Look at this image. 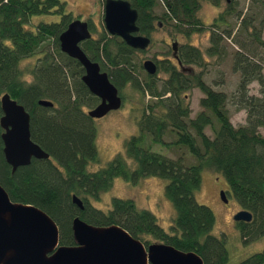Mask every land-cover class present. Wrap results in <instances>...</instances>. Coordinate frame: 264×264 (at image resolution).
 I'll list each match as a JSON object with an SVG mask.
<instances>
[{
    "label": "trees",
    "instance_id": "16d2710c",
    "mask_svg": "<svg viewBox=\"0 0 264 264\" xmlns=\"http://www.w3.org/2000/svg\"><path fill=\"white\" fill-rule=\"evenodd\" d=\"M208 1L219 6L222 0ZM130 3L137 9L141 32H148L150 21L158 17L185 38L205 28L197 15L196 0ZM161 3L164 10L158 15L155 10ZM65 5L61 0H0V96L7 92L24 106L30 115L31 139L49 155L47 159L34 158L12 173L0 138V184L13 201L33 204L55 220L60 245L74 244L71 221L78 215L97 226L119 225L145 244L157 241L193 251L204 264H228L227 237L213 233L214 212L197 202L195 193L204 169L221 174L236 204L252 214L250 222L235 221L241 240L250 242L264 236V136L259 132L264 128V65L256 59L258 48L264 47L263 23L259 21L264 0H254L245 14L233 1L209 28L210 55L222 58L227 53L226 39L239 48L232 53L239 83L229 97L207 85L201 74L182 73L169 60L158 61L157 72L163 71L165 78L146 75L136 50L118 37H109L103 29L98 39L83 41V51L100 64L111 81L120 90L129 84L144 103L137 133L126 139L119 154L93 171L88 167L98 163L99 157L94 119L87 110L99 99L82 82L80 63L60 50L58 37L74 18ZM38 15L58 19L34 23L32 18ZM36 55L29 69L21 68L23 60ZM179 57L186 65L202 62L201 50L189 43L181 45ZM253 81L259 84V96L249 94ZM195 87L203 93L199 100L202 110L190 117L185 93ZM145 96L149 97L146 102ZM40 99L50 100L53 107L39 105ZM229 101L246 110L244 125H232ZM207 126L213 130L212 138L205 133ZM168 133L175 140L165 141ZM157 144L167 149L185 147L195 162H186L184 155L172 158L152 150ZM148 176L166 180L164 194L174 208L168 231L132 198L112 197L106 209L91 203L99 200L117 177L135 183ZM73 195L82 200L83 209L73 204ZM263 263L264 249L237 264Z\"/></svg>",
    "mask_w": 264,
    "mask_h": 264
},
{
    "label": "water",
    "instance_id": "95a60500",
    "mask_svg": "<svg viewBox=\"0 0 264 264\" xmlns=\"http://www.w3.org/2000/svg\"><path fill=\"white\" fill-rule=\"evenodd\" d=\"M138 12L128 0H104L103 25L105 30L120 37L133 49L144 50L148 37L136 35ZM91 38L87 22L75 19L68 23L59 37L60 50L77 60L84 69L81 78L99 103L87 111L98 119L119 109L122 99L106 72L81 49L80 43ZM175 57L176 53L174 52ZM149 74L156 73L151 60L142 64ZM38 104L53 107L47 99ZM0 138L4 160L14 173L18 167L29 165L32 159H47L46 153L30 135V115L24 106L5 92L0 96ZM221 199L227 203L223 190ZM72 202L83 209L76 195ZM252 214L241 209L233 215L236 222H250ZM74 244H59V227L55 220L39 207L13 201L0 184V264H204L193 251L178 250L172 245L153 241L145 244L131 236L119 225L97 226L85 222L78 215L72 218Z\"/></svg>",
    "mask_w": 264,
    "mask_h": 264
},
{
    "label": "rangeland",
    "instance_id": "374dc122",
    "mask_svg": "<svg viewBox=\"0 0 264 264\" xmlns=\"http://www.w3.org/2000/svg\"><path fill=\"white\" fill-rule=\"evenodd\" d=\"M61 1L65 2L66 11L71 12L75 19L84 20L85 16L90 18L91 27L95 31L94 32L92 30L94 35H96V31H99L102 28L104 0ZM239 2L240 8L244 9V14L247 13L250 1L240 0ZM163 10L164 9L161 3L155 12L160 15ZM217 11L218 9H216V7H213L210 5V3H207L203 0L200 4V19L203 24H207V22L212 18L213 14L215 15ZM253 11L254 9L252 8V12ZM262 17V38L264 39V12L259 17V21L262 20ZM57 19L58 16L38 15L32 18V21L34 23H36L38 20L50 22L56 21ZM169 32V27H167V29L160 27L155 30L153 35L155 41L152 43L148 51L146 53H137L136 55L139 65H141L145 56H155L162 59L164 56L169 54L167 48L164 47V45L162 46L163 38L170 36ZM177 36L182 44H193L202 52H204L203 58L206 61V64L204 67H195L194 71L196 73L203 71V74H201L202 72H200V74L205 83L216 91H222L226 93V95L229 97L236 90L239 83V72L234 71V61L232 59V53L237 49V47L234 44L230 45V43H228L227 53L222 58H220V56H207L205 52H207V49L210 46L208 41L209 31L193 32L188 38L180 36V34ZM258 54L259 57L256 59L262 62V65H264V47L258 48ZM36 57H38V55L23 60L20 65L21 68L29 69L30 66L35 63ZM26 75V78L31 79L27 73ZM159 75L161 79L166 76L162 73ZM141 78H144L143 75H141ZM248 89L249 94H253L255 96L260 95L259 84L257 81L251 82ZM120 92L123 96L122 106L115 111L109 112L107 115L101 118L94 119L99 162L88 167V169L91 171L103 166L115 155L119 154L123 150L126 139H128L131 135L136 134L138 131L136 122L142 114V109L144 107V103L141 100V95L137 90L129 85L123 87ZM188 94L189 99L187 100V103L189 102V109L191 110L190 117H194L199 111L202 110L199 105V100L203 96V93L198 88H194L188 91ZM148 100L149 97L145 96V102ZM227 108L230 121L234 127H239L245 124L246 110L237 109L236 105L232 101L227 103ZM214 124L217 126L215 119ZM259 132L264 136V128H259ZM205 133L211 138L214 136L213 130L210 126L205 127ZM172 140H175V136L168 133L165 136V141ZM185 149V147H172L167 149L161 144L152 146V150L161 152L162 154L169 157L176 158L184 155L186 162H195V159ZM201 178V185L195 193V199L197 202L205 204L213 210L215 215L213 233L216 235L224 233L226 235V245L229 254L228 264H237L242 259L264 249V236L250 242H243L241 240L239 231L235 225V221L233 220V214L238 210H241V208L236 204L231 194L228 193L227 190L229 188L223 176L211 170L204 169L201 173ZM165 183L166 180L158 176L143 177L135 183L126 181L121 177H117L114 179L109 190L103 192L99 200H92L91 203L96 207L106 209L109 207L112 197L132 198L138 207L150 210L156 216L159 224L166 231H168L174 216V208L164 194ZM221 190H224L226 193L225 196L227 198V203L221 199Z\"/></svg>",
    "mask_w": 264,
    "mask_h": 264
},
{
    "label": "flooded vegetation",
    "instance_id": "af4514ba",
    "mask_svg": "<svg viewBox=\"0 0 264 264\" xmlns=\"http://www.w3.org/2000/svg\"><path fill=\"white\" fill-rule=\"evenodd\" d=\"M129 2H130V0H128ZM197 1V4H198V9H197V15L199 16V18H200V4L202 3V1L203 0H196ZM204 1H206L207 3H210L208 0H204ZM233 1H235L236 2V8L238 9V10H240L241 9V11H242V13L244 14V9L243 8H240V0H222L221 1V3H220V5L219 6H215V5H213L212 3H210V5H212L213 7H216V9H218V11H217V13H215V15L213 14V16H212V18L207 22V24H204V29L202 30V31H200V32H203V31H209V28L212 26V24L214 23V21H215V19L218 17V14L219 13H225L226 12V10H227V6L228 5H230V4H232V2ZM250 1V5H249V7H248V10L251 8V5H253L254 4V0H249ZM249 3V2H248ZM132 6V5H131ZM221 6V7H220ZM133 7V6H132ZM219 7H220V9H219ZM80 15V14H79ZM78 15V16H79ZM83 17V16H82ZM85 19L84 20H81V21H85V22H87V24H88V27H89V31L91 32V38H94V39H98L99 37H100V33H101V31H102V29L107 33V35L109 36V37H118V36H115V35H111V34H109L106 30H105V28H104V25L102 26V28L99 30V31H96V35H94V30L92 29V27H91V20H90V18L89 17H87V16H85L84 17ZM73 20H75V18H73ZM72 20V21H73ZM79 20V19H78ZM201 20V19H200ZM261 22L263 23V17H262V20H261ZM102 23H103V14H102ZM203 23V22H202ZM104 24V23H103ZM138 26V25H137ZM160 27H163V28H166L167 29V27H169L170 28V36H166L165 38H163V43H162V46L164 45V47H166L167 48V51L169 52V54L167 55V56H164L162 59H160V58H157V57H155V56H150V57H147V56H145L144 57V59H143V61H142V63H141V67H142V69L144 70V68H143V66H142V64H143V62L144 61H146V60H151L154 64H155V66H156V73L155 74H149L146 70H144V72H145V74L146 75H148V76H155L156 75V78L158 79V80H161V77H160V75L159 74H165L163 71H159V72H157L158 71V61H160V60H169L175 67H177V70H179V71H181L182 73H188V74H191V75H193L194 77H195V75H199L200 74V72H202L201 74H203V71H200V72H198V73H196L195 71H194V69H195V67H197V68H199V67H204V65L206 64V61L204 60V52H202V62L200 63V64H189V65H186V64H183L182 62H181V59H180V57H179V49H180V47H181V45H183L180 41H179V38H178V34H177V32H175L174 31V29L168 24V23H166V21L165 20H162L161 18H155L154 20H152V21H150V23H149V29H148V32H141L140 31V27L138 26V28H139V31L137 32V34L136 35H141V36H145V37H148L149 38V40H150V44L148 45V47L146 48V49H144V50H141V49H133V50H136V53H146L147 51H148V49L150 48V46L152 45V43H154V41H155V38L153 37V35H154V33H155V30L156 29H158V28H160ZM92 30L94 31V32H92ZM181 36V35H180ZM91 38H89V39H91ZM118 38H120V37H118ZM87 40V39H86ZM120 40H122L121 38H120ZM227 40V43H230V45L231 44H234L233 42H231L229 39H226ZM85 41V40H84ZM123 41V40H122ZM208 41H209V43H210V40H209V37H208ZM83 42V41H82ZM82 42L80 43V47H81V44H82ZM124 42V41H123ZM125 43V42H124ZM126 44V43H125ZM191 45H193V44H191ZM210 45V44H209ZM236 47H237V49L236 50H239V48H238V45H236V44H234ZM128 46V45H127ZM194 46V45H193ZM129 47V46H128ZM81 49H82V47H81ZM83 50V49H82ZM162 52V51H161ZM174 52L176 53V56L177 57H175V55H174ZM162 54V53H161ZM205 54L207 55V56H212V55H210L208 52H205ZM93 61V60H92ZM97 62V61H96ZM98 63V62H97ZM99 64V63H98ZM99 66H100V64H99ZM82 67V66H81ZM100 68H101V66H100ZM82 69H83V67H82ZM101 71H103V72H106L105 70H102L101 69ZM107 73V72H106ZM83 74H84V69H83ZM83 74L81 75V78H82V76H83ZM107 75H108V73H107ZM166 75V74H165ZM109 77V76H108ZM166 77V76H165ZM164 77V78H165ZM163 79V78H162ZM109 80L111 81V79L109 78ZM111 83H113L112 81H111ZM114 84V83H113ZM115 85V84H114ZM126 85H129V84H126ZM125 85V86H126ZM116 86V85H115ZM125 86H123V87H125ZM130 86V85H129ZM122 87V88H123ZM116 88H117V90H118V94H119V96L121 97V99H122V104H123V96L121 95V92H120V88H118L117 86H116ZM195 88H198V87H195ZM192 89H194V88H192ZM191 89V90H192ZM199 89V88H198ZM200 90V89H199ZM190 91V90H189ZM185 96H186V98H188L189 97V94H188V92L187 93H185ZM99 99V98H98ZM100 101V100H99ZM99 101H98V103H99ZM97 103V104H98ZM122 106V105H121ZM91 109H92V107H91ZM88 110H90V108L88 109ZM87 110V111H88ZM111 112V111H110ZM107 115V114H106ZM1 132H2V129H1ZM224 191V190H223ZM225 192V191H224ZM226 194V193H225ZM234 215V214H233Z\"/></svg>",
    "mask_w": 264,
    "mask_h": 264
},
{
    "label": "clouds",
    "instance_id": "9594fccd",
    "mask_svg": "<svg viewBox=\"0 0 264 264\" xmlns=\"http://www.w3.org/2000/svg\"><path fill=\"white\" fill-rule=\"evenodd\" d=\"M239 211V210H238ZM235 214V213H234Z\"/></svg>",
    "mask_w": 264,
    "mask_h": 264
}]
</instances>
